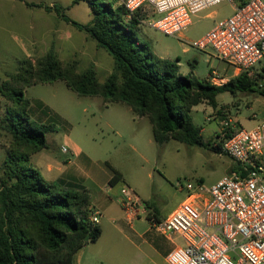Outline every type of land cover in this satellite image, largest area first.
Returning a JSON list of instances; mask_svg holds the SVG:
<instances>
[{"label": "rangeland", "instance_id": "374dc122", "mask_svg": "<svg viewBox=\"0 0 264 264\" xmlns=\"http://www.w3.org/2000/svg\"><path fill=\"white\" fill-rule=\"evenodd\" d=\"M27 2L59 4L81 24L89 23L92 18L87 1L74 4L73 0H0V85L18 71L24 59H35L51 48L60 60L76 61L79 71L93 67L101 82L115 72L113 56L86 31L64 20L56 11L30 6ZM121 3L118 0L116 5ZM232 12L229 2L209 6L194 17V23L182 36L165 34L149 26L151 12L139 13L137 17L154 53L173 60L180 57L183 74L191 70L189 61L196 60L193 74L205 79L211 69L233 76L234 68L212 52L192 46L189 39L200 37L215 20ZM24 93L31 102L30 118L54 126V130L46 133V147L31 156L32 166L44 175L48 161L60 165L71 159L80 165L82 180L91 193L98 184L109 185L108 179L115 169L122 176L116 184L119 194L121 187L128 185L157 210L158 218L151 208V212L143 213L130 224L120 203L106 199L103 208L100 207L101 237L89 243L74 264H166L163 256L169 253L172 243L152 223L159 221V216L164 219L185 200L188 182L196 184L202 179L204 185L210 186L236 165L230 156L209 147L173 139L159 145L147 116L135 114L124 102L78 95L61 79L28 86ZM7 115V100L0 92V168L13 141L11 132L3 126ZM192 117L203 128L204 140L213 143L219 140L218 133L226 121L234 129L256 126L264 117V94L223 92L218 96L217 107L199 104L194 106ZM72 144L81 148L84 155L76 157L70 150ZM63 146L69 151L63 152ZM144 239L154 245L156 252H149ZM137 245L145 252H139Z\"/></svg>", "mask_w": 264, "mask_h": 264}, {"label": "trees", "instance_id": "16d2710c", "mask_svg": "<svg viewBox=\"0 0 264 264\" xmlns=\"http://www.w3.org/2000/svg\"><path fill=\"white\" fill-rule=\"evenodd\" d=\"M81 1H87L92 10L87 24L69 17L59 4H27L56 11L64 20L86 31L113 56L115 72L101 82L93 67L79 71L76 61L60 60L51 48L35 59H24L18 71L0 85L8 113L3 126L13 137L11 150L0 168V264H74L76 253L98 241L102 234L101 225L90 220L91 194L87 189L65 188L46 179L31 165V156L46 147V133L54 130V126L30 118L31 102L25 97L26 87L61 79L78 95L124 102L135 114L147 116L159 145L173 139L209 147L218 153H224L221 143L206 142L202 127L194 123V106L207 103L217 107L218 96L223 92L264 94V88L248 72L215 85L208 78L199 79L193 74L197 62L194 60L189 61L190 72L183 74L180 57L163 58L151 50V41L142 33L140 18L137 14L130 15L123 3L116 5L118 0H73V3ZM112 171L110 183L114 184L122 176L117 170ZM147 204L151 212L152 207ZM152 209L158 218L157 210Z\"/></svg>", "mask_w": 264, "mask_h": 264}, {"label": "built area", "instance_id": "2783aa9c", "mask_svg": "<svg viewBox=\"0 0 264 264\" xmlns=\"http://www.w3.org/2000/svg\"><path fill=\"white\" fill-rule=\"evenodd\" d=\"M238 1V0H237ZM122 0L130 15L151 12L148 25L169 35L182 36L205 8L229 2L233 12L214 21L196 39L197 49L212 52L234 68L233 76L211 70L208 79L223 85L242 72L264 88V0ZM141 21V20H140ZM222 151L237 169L214 184L188 182L187 196L167 217L152 223L184 243L167 254L169 264H264V117L256 126L234 129L226 121L218 133ZM63 152H68L66 146ZM119 203L130 224L148 212V204L128 185ZM101 211L90 220L99 224Z\"/></svg>", "mask_w": 264, "mask_h": 264}, {"label": "crops", "instance_id": "0c3cea01", "mask_svg": "<svg viewBox=\"0 0 264 264\" xmlns=\"http://www.w3.org/2000/svg\"><path fill=\"white\" fill-rule=\"evenodd\" d=\"M190 26L188 29H190ZM202 130H203V128H202ZM72 145L73 146L70 147V150L72 151V153L76 157H81V155H84V151H82L81 148H79L75 144H72ZM85 157L89 158L87 155H85ZM54 163H55L54 161L53 162L48 161L46 163V167H45L46 173H44V175L43 174L42 175L46 179L58 182L61 186L65 187V188H73V189H79V190L87 189L91 194V205H90L91 210L101 211L100 207L103 208V206H104L103 202L106 199H110L112 201L116 200L119 204L120 194H119L118 189L116 188L117 183H114V184L110 183V179L112 178L113 174H111L109 179H108L109 185H107V184L99 185L98 184L97 189H95L91 193V190L89 189V187L84 185V181L82 180L83 177L81 174L82 171H80V169H79L80 165H78L77 162H75L71 159H67L66 161H64V163H61L60 165L59 164L56 165ZM236 169H237V164L230 170V173ZM92 195H93V197H92ZM119 206H120V204H119ZM159 218L162 219L160 216H159ZM100 223H101V219H100ZM166 235H167V238L172 243V246L167 250V252H170L175 246L182 245L184 243L182 238L176 234H166ZM144 242H145V244H148L149 252H156V249L152 243L147 241V239H144ZM87 246H88V244L76 253L74 262L77 261L78 254L80 252L84 251V249H86ZM137 247H138L139 252H145L142 250L141 245H137ZM163 261L166 264H169L167 262V253L163 256Z\"/></svg>", "mask_w": 264, "mask_h": 264}]
</instances>
